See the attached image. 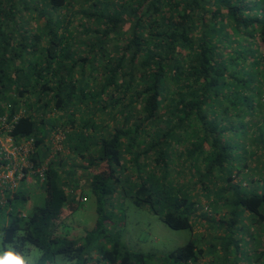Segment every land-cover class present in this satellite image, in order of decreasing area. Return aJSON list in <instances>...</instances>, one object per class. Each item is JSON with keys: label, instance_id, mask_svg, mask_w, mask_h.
I'll use <instances>...</instances> for the list:
<instances>
[{"label": "trees", "instance_id": "1", "mask_svg": "<svg viewBox=\"0 0 264 264\" xmlns=\"http://www.w3.org/2000/svg\"><path fill=\"white\" fill-rule=\"evenodd\" d=\"M0 134L30 140L29 168H44L39 194L0 202L3 244L47 263L147 264L106 224L121 192L173 230H216L172 264H264L247 230L264 232V0H0ZM53 134L68 165L44 163ZM88 192L96 222L71 239L63 226Z\"/></svg>", "mask_w": 264, "mask_h": 264}, {"label": "rangeland", "instance_id": "2", "mask_svg": "<svg viewBox=\"0 0 264 264\" xmlns=\"http://www.w3.org/2000/svg\"><path fill=\"white\" fill-rule=\"evenodd\" d=\"M51 136L47 137L46 140L48 142L49 140H52L50 142L53 145L54 149L52 150V153L50 152V154H48V157L45 158L44 163L46 164L50 162V159H53L55 157L53 161L55 165H57V163H60L61 160V163L65 164L66 162V164L68 165L69 161L66 159L68 152L65 148H61V144L59 143L61 136L58 134H53ZM0 139L5 140V142H2L3 146L1 145L4 150H7V152L4 153L5 156L13 154V165L17 167V169H19V171L17 170V176L13 184V192L11 193H16L18 190L23 189V186H33L32 180H34V178L29 174H26V177L24 179L25 183H22L20 181L23 177L22 169L29 165V161L27 158L31 155V151L33 150V143L30 140L18 143V146H15L18 148V150L19 148L21 149L19 150V153H16V148H14L13 150H10L9 148L10 143L8 142V140H10V138L2 137V135L0 134ZM56 150L61 151V153L56 155ZM5 158L6 157L0 154V161H4ZM249 161L250 164H254L251 160ZM179 167L175 166V169L171 171L172 177L176 176V171L179 169ZM126 173L131 174V176L133 177L135 175L134 169L132 168H129ZM75 177L77 179L80 178L78 174L75 175ZM175 178L178 177L176 176ZM179 180L180 182H183V178H179ZM33 187H35L33 191L32 189L30 190V188L28 190H25L26 188L24 189L26 192H28L27 194L29 195V197H32L31 194H34L33 192H35L36 195L40 193L39 189H36V186ZM118 190L120 189L118 188ZM118 193L114 194L112 197H107V200L105 201V213L109 218V221L106 224H110L109 227L108 225L107 227L110 228V231L113 235H116L114 238H118L120 244L127 250L134 253L146 254L147 264H172L171 259L168 258L169 253L184 246L189 240L196 241L201 237L208 239L210 236H213L215 234L216 230L213 229V231L211 232L202 229V233H204V235H202L201 231L197 230L196 228H194L192 232L189 230H173L166 226L162 222L160 217L153 214L148 208L137 206L134 204L133 200L130 197L121 194V192ZM4 200L5 196L3 198V201ZM197 200L203 206V208L198 211V213L201 214L203 210H206L205 206L207 204V200L203 199L202 197L197 198ZM30 201L32 204V198L30 199ZM29 207L30 203L27 202V204L22 208V211L24 213L30 212L31 208ZM96 219V199L90 192H88L84 195V199L81 200L80 206L66 221V224L63 226V233L69 234V238L71 239L80 238L85 235V229L93 228ZM8 220V217L0 216V234L3 225H5ZM203 224L205 223L203 222ZM253 228L256 229V225ZM247 230L249 234L252 233L255 237H259V239L262 240L261 245H259L260 247L255 250H250V253H248L249 255H251L256 251L258 255L259 252L264 249V232H259L258 230H253L249 227ZM242 235L246 240L249 239V236L246 233H243ZM201 245L206 247L208 244L204 243ZM104 247L106 249L109 248V244H104ZM55 257L59 258L61 261L65 259L60 255H57ZM55 257L51 259L47 264H54ZM209 259L210 257H205L200 260L199 264H204V262H208ZM69 264L77 263L69 262Z\"/></svg>", "mask_w": 264, "mask_h": 264}, {"label": "clouds", "instance_id": "3", "mask_svg": "<svg viewBox=\"0 0 264 264\" xmlns=\"http://www.w3.org/2000/svg\"><path fill=\"white\" fill-rule=\"evenodd\" d=\"M4 202L6 203V198L1 203L5 205ZM17 235L23 236L24 233H17ZM19 243V241H14L10 244H3V234H0V264H47V259H42L45 257L43 250L27 242L23 244V247H19ZM54 264H69V262L67 258L61 261L55 257Z\"/></svg>", "mask_w": 264, "mask_h": 264}, {"label": "built area", "instance_id": "4", "mask_svg": "<svg viewBox=\"0 0 264 264\" xmlns=\"http://www.w3.org/2000/svg\"><path fill=\"white\" fill-rule=\"evenodd\" d=\"M6 137V136H5ZM10 138V137H8ZM2 142H5V140H1L0 139V154L3 155L5 158V164H1L0 163V202L3 201V198L5 196L6 198V193L7 192H12L13 184L15 182V178L17 176V170L19 171V169H17V167H15L14 164V158H12L13 154L7 155L5 156V152H7V150H4L3 147H1ZM8 142L10 143L9 148L10 150H13L14 148H16V153H19V150L21 148H18L15 146L14 142L12 141V139L10 138V140H8ZM3 146V145H2ZM20 147V145H19ZM1 162V161H0ZM30 165V164H29ZM29 165H27L25 168L28 169V173L29 175H34V174H38V176H40V180L42 181V171L44 170V168H40V169H32L29 168ZM24 176V173L23 175ZM12 182V183H11ZM10 190V191H9ZM5 203V202H4Z\"/></svg>", "mask_w": 264, "mask_h": 264}, {"label": "crops", "instance_id": "5", "mask_svg": "<svg viewBox=\"0 0 264 264\" xmlns=\"http://www.w3.org/2000/svg\"><path fill=\"white\" fill-rule=\"evenodd\" d=\"M29 201H30V200H29ZM29 201H28V202H29ZM29 203H30V206H31V205H32V204H31V201H30Z\"/></svg>", "mask_w": 264, "mask_h": 264}]
</instances>
